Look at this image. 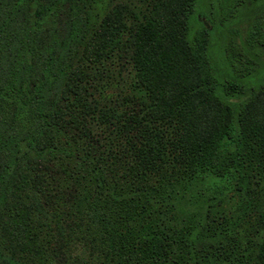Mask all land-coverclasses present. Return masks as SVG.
<instances>
[{
  "label": "trees",
  "instance_id": "1",
  "mask_svg": "<svg viewBox=\"0 0 264 264\" xmlns=\"http://www.w3.org/2000/svg\"><path fill=\"white\" fill-rule=\"evenodd\" d=\"M0 264H264V0H0Z\"/></svg>",
  "mask_w": 264,
  "mask_h": 264
},
{
  "label": "rangeland",
  "instance_id": "2",
  "mask_svg": "<svg viewBox=\"0 0 264 264\" xmlns=\"http://www.w3.org/2000/svg\"><path fill=\"white\" fill-rule=\"evenodd\" d=\"M217 42V41H216Z\"/></svg>",
  "mask_w": 264,
  "mask_h": 264
}]
</instances>
